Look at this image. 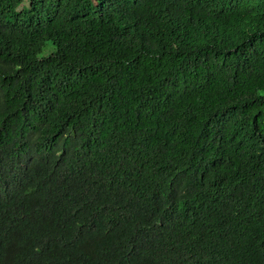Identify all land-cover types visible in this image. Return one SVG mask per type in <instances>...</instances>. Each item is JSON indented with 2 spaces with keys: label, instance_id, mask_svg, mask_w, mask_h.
<instances>
[{
  "label": "trees",
  "instance_id": "trees-1",
  "mask_svg": "<svg viewBox=\"0 0 264 264\" xmlns=\"http://www.w3.org/2000/svg\"><path fill=\"white\" fill-rule=\"evenodd\" d=\"M0 264H264V0H0Z\"/></svg>",
  "mask_w": 264,
  "mask_h": 264
},
{
  "label": "rangeland",
  "instance_id": "rangeland-1",
  "mask_svg": "<svg viewBox=\"0 0 264 264\" xmlns=\"http://www.w3.org/2000/svg\"><path fill=\"white\" fill-rule=\"evenodd\" d=\"M28 4V0H24V5H27ZM53 50V47L51 46L50 43H48L46 49H45V52H44V56H47L48 54H50Z\"/></svg>",
  "mask_w": 264,
  "mask_h": 264
}]
</instances>
